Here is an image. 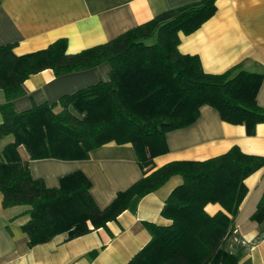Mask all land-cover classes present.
<instances>
[{
  "label": "trees",
  "instance_id": "16d2710c",
  "mask_svg": "<svg viewBox=\"0 0 264 264\" xmlns=\"http://www.w3.org/2000/svg\"><path fill=\"white\" fill-rule=\"evenodd\" d=\"M216 10L215 0H199L166 9L112 39L67 53V39L16 54L13 43L0 45V139H12L0 150V191L4 206L25 205L22 229L28 245L46 242L65 232L72 238L105 226L125 209L134 210L144 194L170 176L181 182L164 200L161 215L168 224L147 223L149 240L126 264H239L225 246L247 188L244 179L264 165V156L243 152L237 145L202 160H172L149 171L153 157L168 150L166 132L192 124L199 109L214 107L222 120L243 124L253 134L264 122V106L256 95L264 73L233 65L220 73L206 72L196 54L178 49L179 32L197 29ZM107 62L109 76L63 94L49 103L16 111L12 100L24 94V80L51 68L66 74ZM130 142L143 175L119 190L104 207L91 192L90 179L79 169L47 186L33 177L30 159H85L106 142ZM208 202L222 210L209 214ZM251 218L264 220V192ZM95 251L90 252L94 254Z\"/></svg>",
  "mask_w": 264,
  "mask_h": 264
},
{
  "label": "crops",
  "instance_id": "0c3cea01",
  "mask_svg": "<svg viewBox=\"0 0 264 264\" xmlns=\"http://www.w3.org/2000/svg\"><path fill=\"white\" fill-rule=\"evenodd\" d=\"M196 1L0 0V45L13 43V51L23 54L65 37L66 52L75 53L106 42L166 9ZM215 6V12L197 29L179 32V51L198 55L206 72L220 73L239 64L245 70L264 73V0H215ZM109 70L107 62L62 75L44 68L24 80L25 92L12 100V107L20 111L51 103L63 94L108 79ZM256 100L264 106V78ZM4 101L0 88V106ZM165 139L168 150L153 157L148 172L172 160L209 158L233 145L245 153L264 156V122L256 124L253 134H247L243 124L222 120L207 104L200 107L192 124L166 132ZM19 152L28 160L32 176L42 178L47 186H57L60 176L81 170L90 179V192L101 208L143 175L130 142H106L91 149L85 159H30L23 146ZM181 180L179 175L170 176L140 197L134 210H123L105 226L72 238L59 233L33 246L28 245V235L22 229L28 219L26 206H4L0 191V264H126L149 240L147 223L170 222L160 211ZM244 183L247 192L225 246L238 255L239 264H264V220L251 218L264 192V165L246 176ZM204 209L214 214L222 207L208 202ZM92 251L95 253L90 254Z\"/></svg>",
  "mask_w": 264,
  "mask_h": 264
},
{
  "label": "rangeland",
  "instance_id": "374dc122",
  "mask_svg": "<svg viewBox=\"0 0 264 264\" xmlns=\"http://www.w3.org/2000/svg\"><path fill=\"white\" fill-rule=\"evenodd\" d=\"M11 139H12V135H11V134H9V135L3 137V139L1 138V140H0V150H1V148L3 147V145H4L6 142L10 141Z\"/></svg>",
  "mask_w": 264,
  "mask_h": 264
}]
</instances>
